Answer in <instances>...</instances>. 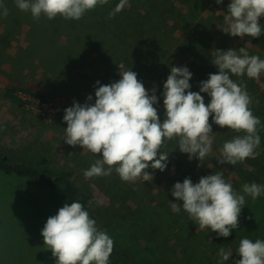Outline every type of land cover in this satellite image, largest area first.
Here are the masks:
<instances>
[{
    "label": "rangeland",
    "instance_id": "1",
    "mask_svg": "<svg viewBox=\"0 0 264 264\" xmlns=\"http://www.w3.org/2000/svg\"><path fill=\"white\" fill-rule=\"evenodd\" d=\"M0 2L8 8L6 17L0 15V78L9 72L6 64L14 82L21 86L43 82L50 91L35 89L37 93L65 99L52 120L35 115L16 100L18 107L10 108L8 116L0 114V144L12 161L31 164L45 155L51 167L70 177L93 202L103 201L97 204L106 216L109 232L136 254L140 264H221V247L233 253L223 264H236L241 239L264 240V200L260 199L264 194L255 200L246 196L239 227L228 237L208 229L198 231L183 209L175 213L170 208V200L177 202L171 194L174 184L188 177L197 183L202 176L222 172L241 194L245 183L264 185V173L258 167L245 162L221 164L215 158L235 132L216 125L212 117V154L201 164L198 158L189 159V154L181 152L177 141H166L161 150L169 152L167 168H149L151 181L125 182L115 171L85 179L84 171L102 153L97 156L64 141L65 109L74 101L85 103L89 94L94 103L96 82L119 80L120 63L138 74L149 94L157 89L155 107L163 121V84L172 66L188 67L193 73L191 91L198 92L200 82L219 71L211 62L216 49L247 47L249 55L264 59V31L258 38L233 37L222 31L231 0L221 4L216 0H128L112 18L109 13L119 0H108L79 20L61 16L49 20L42 15L38 21L30 12L19 10L15 0ZM260 22L264 29V16ZM232 79L248 86L252 111L255 116L261 114L264 73L259 79L246 75ZM201 95L206 103L210 101L207 93ZM65 203L30 177L0 170V264H55L41 233L48 217Z\"/></svg>",
    "mask_w": 264,
    "mask_h": 264
},
{
    "label": "clouds",
    "instance_id": "2",
    "mask_svg": "<svg viewBox=\"0 0 264 264\" xmlns=\"http://www.w3.org/2000/svg\"><path fill=\"white\" fill-rule=\"evenodd\" d=\"M127 2L119 0L109 18L121 12ZM216 2L221 4L223 0ZM107 3L108 0H15L19 10L30 12L37 21L42 15L49 20L57 16L79 20L86 12ZM0 9V15L6 17L8 8L2 2ZM262 16L264 0H231L221 28L233 37L258 38L264 31ZM211 62L219 71L201 81L198 92L191 91L193 73L188 67H171L163 84V121L155 107L159 103L157 89L154 87L149 94L138 74L123 63L118 64L119 80L110 84L96 82L99 86L94 103L89 94L85 103L74 101L73 106L67 107L63 116L67 123L64 141L71 146H82L94 155L102 153L84 171V178L110 176L115 171L125 182L151 181L153 173L148 169L167 168L169 152L161 149L166 141L173 140L178 142L181 152L189 154V159L198 158L202 164L213 151L210 117L221 128L243 133L223 143L215 157L219 163L235 166L248 158H258L261 120L252 111V97L246 84L238 83L232 76L259 79L264 73V59L249 55L247 47H240L238 51L216 49ZM201 93L211 98L208 103ZM242 192H237L222 172L202 176L197 183L188 177L174 184L171 194L177 202L170 200V208L175 213L183 209L198 225V231L208 229L220 237H228L239 227L246 196L259 198L264 194V185L245 183ZM92 203L90 199L89 207ZM41 234L44 245L56 258L55 264H110L114 240L98 227L78 200L65 203L55 215L48 217ZM237 253L240 258L236 264H264V240L243 238ZM232 254L221 247L218 252L221 264Z\"/></svg>",
    "mask_w": 264,
    "mask_h": 264
},
{
    "label": "trees",
    "instance_id": "3",
    "mask_svg": "<svg viewBox=\"0 0 264 264\" xmlns=\"http://www.w3.org/2000/svg\"><path fill=\"white\" fill-rule=\"evenodd\" d=\"M14 91V88H7L5 91V96L18 101L15 98ZM32 91L37 93L34 90ZM257 117H259L261 120V126L259 128L261 143L259 148H257V151L260 153V155L256 159L248 158L244 162L258 167L264 173V108L262 113L257 115ZM236 135H243V133L235 132V136ZM0 170L7 173L15 172L22 176H28L34 184L47 187L53 197L63 199L69 204L74 200L81 202L85 209L89 211L90 216L97 221L98 227L102 230H105L114 240V250L110 256V264H140L139 258L136 256V254H133L131 249L119 243L109 232L106 216L100 207H98V204L94 201L92 206L89 207V194H87L79 185L74 183L73 180L65 173L51 167L49 165L47 156L44 155L37 159L35 163L31 164L24 162L17 163L8 157L6 151L4 150V146L0 144ZM263 197L264 196H261L260 199L264 200ZM256 207L258 208L257 205Z\"/></svg>",
    "mask_w": 264,
    "mask_h": 264
},
{
    "label": "built area",
    "instance_id": "4",
    "mask_svg": "<svg viewBox=\"0 0 264 264\" xmlns=\"http://www.w3.org/2000/svg\"><path fill=\"white\" fill-rule=\"evenodd\" d=\"M14 95L26 109L46 120L56 117L60 106L65 101L62 96L43 97L27 89H16Z\"/></svg>",
    "mask_w": 264,
    "mask_h": 264
},
{
    "label": "crops",
    "instance_id": "5",
    "mask_svg": "<svg viewBox=\"0 0 264 264\" xmlns=\"http://www.w3.org/2000/svg\"><path fill=\"white\" fill-rule=\"evenodd\" d=\"M3 66H5L6 70L8 69L9 72L6 73L7 74L6 76H2V78H0V114L8 116L10 108L18 107L17 105H15L16 102L13 99L7 98L5 96V91L7 88L17 89L18 87H21L24 89L25 88L26 89L27 88L28 89H34V91H36L35 89H38V90H41L45 93L50 91L48 88L49 86L47 87L43 82H28L29 86H21L20 82H14V80H13L14 78L12 77L13 73L9 70L10 68L6 64H4ZM25 85H27V84H25ZM246 87H248V86H246ZM39 124H41V122H39Z\"/></svg>",
    "mask_w": 264,
    "mask_h": 264
}]
</instances>
